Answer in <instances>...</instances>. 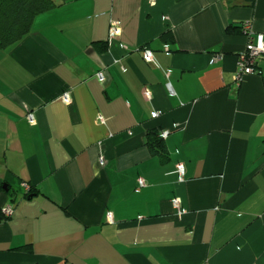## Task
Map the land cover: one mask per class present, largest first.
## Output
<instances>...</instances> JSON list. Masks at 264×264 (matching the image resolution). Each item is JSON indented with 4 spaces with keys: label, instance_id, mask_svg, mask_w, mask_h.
<instances>
[{
    "label": "crops",
    "instance_id": "1",
    "mask_svg": "<svg viewBox=\"0 0 264 264\" xmlns=\"http://www.w3.org/2000/svg\"><path fill=\"white\" fill-rule=\"evenodd\" d=\"M245 24L264 35V0H68L0 50V264H264Z\"/></svg>",
    "mask_w": 264,
    "mask_h": 264
},
{
    "label": "trees",
    "instance_id": "2",
    "mask_svg": "<svg viewBox=\"0 0 264 264\" xmlns=\"http://www.w3.org/2000/svg\"><path fill=\"white\" fill-rule=\"evenodd\" d=\"M68 0H0V50H8L20 43L31 32L34 19L46 12L67 3ZM239 30H243V26ZM233 28L227 29V35L233 34ZM166 42H173L172 32L168 31L163 36ZM105 45L103 50L107 51ZM148 149L153 155L166 154V144L160 135H149ZM31 191V188H30ZM32 193V191H31ZM28 197L32 195H27ZM7 216L0 210V221Z\"/></svg>",
    "mask_w": 264,
    "mask_h": 264
},
{
    "label": "built area",
    "instance_id": "3",
    "mask_svg": "<svg viewBox=\"0 0 264 264\" xmlns=\"http://www.w3.org/2000/svg\"><path fill=\"white\" fill-rule=\"evenodd\" d=\"M155 1V0H154ZM121 27L122 24L121 23H117L115 24L112 29H111V34L113 35H120L121 33ZM243 29L245 31V33L248 35L249 37V42H248V47H247V51L245 54H243V56H241V61H240V72L239 74H251L254 70V66L257 63V61L259 59L264 58V35L260 34L257 36V38H253V35L251 33L250 30V26L249 24H245L243 26ZM144 58L147 62H152L154 61V55L153 52L149 51V50H145L144 51ZM171 72L168 73V77H170ZM98 79L101 83L105 82V76L104 74H99L98 75ZM168 89L169 91L173 94L174 91L172 89V85L170 82H168ZM147 97L150 98L151 95L147 94ZM64 102L69 105L71 103V99L69 98L68 95H66L64 97ZM31 123H34L33 119L30 118ZM183 167L180 166L179 167V171L182 172ZM181 181H183V179H181ZM25 186V190L26 191H30V187L28 185H24ZM144 183L141 182L140 183V187H143ZM175 205L176 207L179 209L180 206V202L178 200L175 201ZM180 210V209H179ZM181 214H184V210L181 211ZM4 215H6L7 217H9L12 214V209L8 208L7 210H4ZM113 216L111 215L109 217L110 222H113Z\"/></svg>",
    "mask_w": 264,
    "mask_h": 264
}]
</instances>
